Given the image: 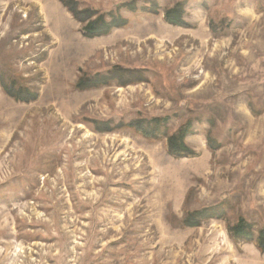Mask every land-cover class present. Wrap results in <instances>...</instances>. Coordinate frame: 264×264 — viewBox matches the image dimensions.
I'll list each match as a JSON object with an SVG mask.
<instances>
[{
    "label": "rangeland",
    "instance_id": "rangeland-1",
    "mask_svg": "<svg viewBox=\"0 0 264 264\" xmlns=\"http://www.w3.org/2000/svg\"><path fill=\"white\" fill-rule=\"evenodd\" d=\"M74 1L126 24L88 37L61 0H0V76L36 94L0 84V264H264L227 231L264 230V0ZM164 116L194 154L126 125Z\"/></svg>",
    "mask_w": 264,
    "mask_h": 264
},
{
    "label": "trees",
    "instance_id": "trees-1",
    "mask_svg": "<svg viewBox=\"0 0 264 264\" xmlns=\"http://www.w3.org/2000/svg\"><path fill=\"white\" fill-rule=\"evenodd\" d=\"M63 5L70 11L73 17L82 23L81 31L83 35L88 37H94L99 35L107 34L114 27H120L126 24V19L120 15L113 13L108 14V19L105 18L104 14L96 15L95 11L90 8H79L76 5L74 0H61ZM130 10H136L134 2H128L125 5ZM157 5L152 4V6H143L140 7L141 10H147L149 12H157ZM139 8V9H140ZM164 19L175 25H185L186 22L182 18V11L176 5L173 8H168L164 11ZM123 69H113L107 74L102 73L96 75L92 78L86 77L81 78L76 87H92L99 85L101 83H107L110 78H119L122 79L123 83L131 80L128 77L122 78ZM137 72V71H135ZM107 81V82H106ZM0 84L5 90V92L15 98L16 100L21 101H31L36 97V94L31 92L30 89L25 87H16L14 82H7L0 76ZM167 122L168 116L164 117H153L150 119L144 118H134L132 121L128 122L126 125L132 127L135 131L139 132L141 135L148 138H160L164 137L166 140V146L169 153L176 156H189L195 152L190 149L187 144L183 141L184 136L189 132L188 124H184L179 129L173 133L167 132ZM122 125V124H121ZM120 125H111L109 122H97L96 129L106 130L114 129ZM210 145L213 146L212 142ZM224 206V205H223ZM223 206H211L205 207L195 213H191L188 217L181 220V225L183 226H197L201 222L208 218H227V209L226 205ZM228 233L235 239L254 242L257 248L264 252V230H259L256 234L254 229L248 221L243 218H239L236 222L227 223Z\"/></svg>",
    "mask_w": 264,
    "mask_h": 264
}]
</instances>
